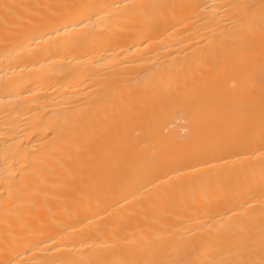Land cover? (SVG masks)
Masks as SVG:
<instances>
[{
	"label": "bare ground",
	"instance_id": "6f19581e",
	"mask_svg": "<svg viewBox=\"0 0 264 264\" xmlns=\"http://www.w3.org/2000/svg\"><path fill=\"white\" fill-rule=\"evenodd\" d=\"M261 3L0 0V264H258Z\"/></svg>",
	"mask_w": 264,
	"mask_h": 264
},
{
	"label": "snow or ice",
	"instance_id": "6c2138e0",
	"mask_svg": "<svg viewBox=\"0 0 264 264\" xmlns=\"http://www.w3.org/2000/svg\"><path fill=\"white\" fill-rule=\"evenodd\" d=\"M243 7L248 8V5H243ZM260 7H261V17L262 20H264V0H262ZM262 31H264V27H262ZM262 90H264V82H262ZM249 264H257V262L249 261ZM258 264H264V249H262V258L258 261Z\"/></svg>",
	"mask_w": 264,
	"mask_h": 264
}]
</instances>
